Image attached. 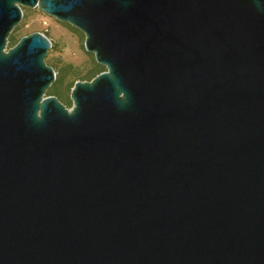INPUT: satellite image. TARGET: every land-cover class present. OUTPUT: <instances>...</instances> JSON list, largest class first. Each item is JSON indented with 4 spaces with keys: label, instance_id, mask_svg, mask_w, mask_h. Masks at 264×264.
<instances>
[{
    "label": "water",
    "instance_id": "obj_1",
    "mask_svg": "<svg viewBox=\"0 0 264 264\" xmlns=\"http://www.w3.org/2000/svg\"><path fill=\"white\" fill-rule=\"evenodd\" d=\"M105 71L46 92V31ZM0 264H264V0H0Z\"/></svg>",
    "mask_w": 264,
    "mask_h": 264
},
{
    "label": "rangeland",
    "instance_id": "obj_2",
    "mask_svg": "<svg viewBox=\"0 0 264 264\" xmlns=\"http://www.w3.org/2000/svg\"><path fill=\"white\" fill-rule=\"evenodd\" d=\"M21 8L22 16L19 24L11 31L8 38L13 37L20 40L22 36L46 31L48 37L52 40V44L48 50L45 63L53 68L55 78L63 75L64 85L67 82L89 81L85 76L95 61L93 54L84 49L85 36L68 23L59 22L38 8L31 9L22 6ZM10 46V40H8L6 48ZM69 92L70 90L61 89L62 98H59V101L63 104H66V99L70 101L67 108L71 107Z\"/></svg>",
    "mask_w": 264,
    "mask_h": 264
},
{
    "label": "trees",
    "instance_id": "obj_3",
    "mask_svg": "<svg viewBox=\"0 0 264 264\" xmlns=\"http://www.w3.org/2000/svg\"><path fill=\"white\" fill-rule=\"evenodd\" d=\"M8 40H10V47L14 46L19 40H16L13 37L7 38ZM46 65H48L46 63ZM49 66V65H48ZM50 67V66H49ZM105 71V68L99 64L92 63V68L89 70L88 74L85 76L89 81H91L92 78L95 77V75L101 73ZM75 82H67L64 85V77L62 76H58L55 78L54 83L52 84L51 88L48 91L47 96H56L59 100V98H62V93H61V89L64 88V90H70L72 88V86L74 85ZM70 101L68 99H66V104H63L66 108L67 105H69Z\"/></svg>",
    "mask_w": 264,
    "mask_h": 264
}]
</instances>
